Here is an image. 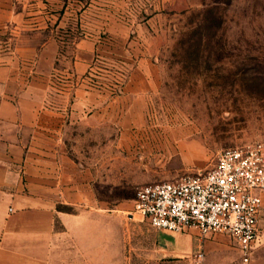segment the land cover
Wrapping results in <instances>:
<instances>
[{
  "label": "rangeland",
  "instance_id": "rangeland-1",
  "mask_svg": "<svg viewBox=\"0 0 264 264\" xmlns=\"http://www.w3.org/2000/svg\"><path fill=\"white\" fill-rule=\"evenodd\" d=\"M85 38L92 63L77 79ZM49 40L47 105L69 108L79 85L92 113L106 107L92 120V207L115 225L139 188L203 173L226 149L264 148V0H0V65L32 61Z\"/></svg>",
  "mask_w": 264,
  "mask_h": 264
},
{
  "label": "crops",
  "instance_id": "crops-1",
  "mask_svg": "<svg viewBox=\"0 0 264 264\" xmlns=\"http://www.w3.org/2000/svg\"><path fill=\"white\" fill-rule=\"evenodd\" d=\"M93 49L78 43L77 79ZM56 53L49 40L32 61L0 65V264H244L224 235L156 231L134 213L118 226L92 207V120L106 107L92 113L79 85L69 108L47 105ZM256 243L247 264H264Z\"/></svg>",
  "mask_w": 264,
  "mask_h": 264
},
{
  "label": "built area",
  "instance_id": "built-area-1",
  "mask_svg": "<svg viewBox=\"0 0 264 264\" xmlns=\"http://www.w3.org/2000/svg\"><path fill=\"white\" fill-rule=\"evenodd\" d=\"M263 193V146L236 147L220 152L203 173L139 188L133 212L156 231L224 235L247 264L260 232Z\"/></svg>",
  "mask_w": 264,
  "mask_h": 264
}]
</instances>
